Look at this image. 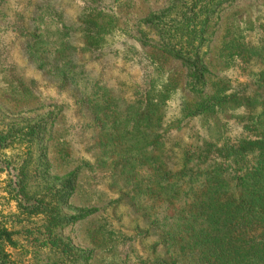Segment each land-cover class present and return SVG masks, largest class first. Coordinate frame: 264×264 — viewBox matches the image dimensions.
Wrapping results in <instances>:
<instances>
[{"label": "rangeland", "instance_id": "obj_1", "mask_svg": "<svg viewBox=\"0 0 264 264\" xmlns=\"http://www.w3.org/2000/svg\"><path fill=\"white\" fill-rule=\"evenodd\" d=\"M184 1L206 5L190 46L179 32L191 6ZM85 17L102 30L89 49ZM168 35L197 56L202 78L164 52ZM74 66L86 77L77 93L63 81ZM263 70L264 0H0V228L11 233L10 261L157 264V210L142 190L135 203L127 184L151 180L143 167L153 150L145 155L141 132L129 129L143 123L134 117L137 97L149 93L163 105L174 135L184 105L216 86L254 93ZM85 97L89 104L77 103ZM216 111L205 125L218 127L207 132L235 136L243 111Z\"/></svg>", "mask_w": 264, "mask_h": 264}, {"label": "trees", "instance_id": "obj_2", "mask_svg": "<svg viewBox=\"0 0 264 264\" xmlns=\"http://www.w3.org/2000/svg\"><path fill=\"white\" fill-rule=\"evenodd\" d=\"M190 2L191 6L186 7ZM222 2L229 1H219L217 7ZM183 4L187 21L180 24L179 32L189 37L190 46L197 37L190 38V34L201 26L197 19L206 5L199 1ZM83 25L88 49L99 45L101 28L89 17L84 18ZM171 36L175 35L167 36L164 52L189 67L192 78H202L197 56L182 42L174 44L171 40L175 37ZM83 77L86 81L84 73L75 66L64 69L63 81L70 83L74 93ZM257 84L258 90L248 95L245 89L228 92L229 89L216 86L218 92L213 95L184 105V118L174 135L168 132L163 105L149 93L137 97L134 117L138 125L141 119L143 123L140 129H129L141 132V140L149 148L144 150L145 155L153 150L147 155L150 163L143 167L151 180L144 186L137 182L127 184L134 187L129 192L134 201L142 190L148 209L157 210V264H264V70L259 73ZM88 98L77 103L89 104ZM222 107L243 111L237 117L240 131L232 138L222 135L216 140L217 132L212 135L207 131L218 125L214 121L205 125V119L212 118ZM195 119H200V126L183 134L182 129ZM100 130H104L102 123ZM116 156L126 160L121 147L116 148ZM75 176L74 171L69 178ZM92 212L79 213L71 220L84 219ZM53 218L59 223V217ZM51 230L50 227L49 234ZM11 242V233L0 228V264H13L6 253Z\"/></svg>", "mask_w": 264, "mask_h": 264}]
</instances>
